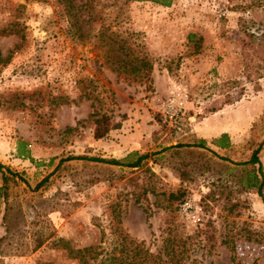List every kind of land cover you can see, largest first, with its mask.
Returning a JSON list of instances; mask_svg holds the SVG:
<instances>
[{
	"label": "rangeland",
	"instance_id": "374dc122",
	"mask_svg": "<svg viewBox=\"0 0 264 264\" xmlns=\"http://www.w3.org/2000/svg\"><path fill=\"white\" fill-rule=\"evenodd\" d=\"M255 2L76 0L82 35H75L61 0H0V29L15 25L24 34H0L1 57L10 55L0 60V136L33 150L9 183L8 232L1 204L0 264H78L49 236L73 247L98 244L102 231L112 237L117 218L154 253L178 234L189 237L194 264H264V186L262 196L245 187L261 174L257 164H240L258 148L264 175V75L257 78L242 31L244 22L264 21ZM111 34L148 56L147 78L109 68L103 39ZM171 99L176 113L166 118ZM98 100L120 127L95 139L87 115ZM223 133L230 145H213ZM201 139L207 148L172 147ZM129 153L147 157L134 168L87 159L58 165L68 156ZM37 236L45 243L34 249Z\"/></svg>",
	"mask_w": 264,
	"mask_h": 264
},
{
	"label": "trees",
	"instance_id": "16d2710c",
	"mask_svg": "<svg viewBox=\"0 0 264 264\" xmlns=\"http://www.w3.org/2000/svg\"><path fill=\"white\" fill-rule=\"evenodd\" d=\"M65 6L66 13L69 20V29L75 35H82L81 24L79 23L78 10L76 0H61ZM156 4L169 6L172 0H151ZM256 5L259 7L264 6V0H256ZM243 33L250 39L248 43L253 51L255 72L257 78L264 75V21L263 20H252L251 25L244 22L242 26ZM18 34L20 39L23 40L24 34L13 25L11 27L6 26L0 29V34ZM191 35V34H190ZM104 45L107 47L109 52L107 53V63L112 71L118 73H124L126 76L139 80L147 78L152 70V63L150 62L146 54H139L126 39H123L116 34H111L104 38ZM244 44H247L244 40ZM245 57L251 54L244 53ZM252 57V56H250ZM10 55L6 58L1 57L0 60L7 62ZM92 110L88 113L87 119L93 125V137L95 139L103 138L111 129L119 128L120 123L114 120V109L111 107L104 108L100 101H92ZM69 131L75 129V127H67ZM211 143L219 148H227L230 145V139L227 133H223L219 137L211 139ZM28 142L24 140L17 141V155L18 157L28 158L33 160L30 150L27 148ZM173 148L183 147H198L207 148L206 141L201 139L196 144H177L172 146ZM210 149V148H209ZM213 151V150H211ZM136 154V152H133ZM129 153L122 159L116 158H100V157H88V156H68L67 158L60 159L59 164L63 161L71 159H87L90 161L107 163L110 165L125 166L129 168L138 167L142 160L147 157V154H137V158L133 160ZM258 148L255 149L250 159L247 162L240 163L241 165L250 163L258 165V172H260V179L256 174L249 176L245 187H255L260 196H262L264 186V175L262 172V164L258 157ZM1 180L0 184V209L1 204H4V213L2 216L3 223L6 224V232L9 231L7 226L9 210L11 203L9 202V183L14 181L16 173L8 167H5L0 163ZM46 177L41 180L37 186L43 184ZM178 198V194L170 192L168 199L175 200ZM182 201V200H181ZM119 219L116 220V226L112 230V237H108L102 231L100 242L94 245H88L84 247H73L70 242L60 236L50 235L51 246L54 249L63 250L67 258L76 260L78 264H194L195 260L189 256V237H182L181 235L175 234L164 238L161 252H152L146 245L144 240H138L132 237L129 233L124 231L119 226ZM5 239V236L0 239ZM34 249L41 247L45 243V239L41 236H37L35 240Z\"/></svg>",
	"mask_w": 264,
	"mask_h": 264
},
{
	"label": "crops",
	"instance_id": "0c3cea01",
	"mask_svg": "<svg viewBox=\"0 0 264 264\" xmlns=\"http://www.w3.org/2000/svg\"><path fill=\"white\" fill-rule=\"evenodd\" d=\"M32 156V146L28 145ZM29 161L28 158L18 157L17 155V138L12 136H0V163L11 170L18 171L19 169L27 170L23 168ZM1 175V172H0Z\"/></svg>",
	"mask_w": 264,
	"mask_h": 264
},
{
	"label": "built area",
	"instance_id": "2783aa9c",
	"mask_svg": "<svg viewBox=\"0 0 264 264\" xmlns=\"http://www.w3.org/2000/svg\"><path fill=\"white\" fill-rule=\"evenodd\" d=\"M177 107V103L171 99L168 100L162 107V113L164 117L166 118H172L173 115H175L176 110L174 111V108ZM180 110V107L178 108ZM192 207V205L189 203V201H184L180 205L181 212L185 214L186 217H189V210Z\"/></svg>",
	"mask_w": 264,
	"mask_h": 264
}]
</instances>
